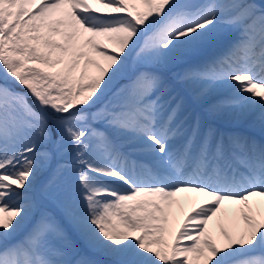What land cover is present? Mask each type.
Returning a JSON list of instances; mask_svg holds the SVG:
<instances>
[{
    "label": "snow or ice",
    "instance_id": "6c2138e0",
    "mask_svg": "<svg viewBox=\"0 0 264 264\" xmlns=\"http://www.w3.org/2000/svg\"><path fill=\"white\" fill-rule=\"evenodd\" d=\"M94 2L0 0V264H264V0Z\"/></svg>",
    "mask_w": 264,
    "mask_h": 264
},
{
    "label": "bare ground",
    "instance_id": "6f19581e",
    "mask_svg": "<svg viewBox=\"0 0 264 264\" xmlns=\"http://www.w3.org/2000/svg\"><path fill=\"white\" fill-rule=\"evenodd\" d=\"M93 8L97 9V14H107L108 11L102 5L97 4L94 0H86ZM112 15H122L120 13H113ZM53 39L57 40L56 37ZM83 39V38H81ZM179 201V204L175 205L172 209V224L173 227L176 228L183 221L184 216L190 212L192 206L202 200V197H197L192 193H181L176 198ZM259 201V198H254L253 200V211L255 212L256 203ZM241 205L236 204H228L227 202L223 206V210L221 213H218L216 217L209 222L208 228L210 233L213 236H219L220 224L223 222L229 227L232 231L236 226L240 228H244V221L240 218V209ZM246 211V210H245ZM264 218V217H258Z\"/></svg>",
    "mask_w": 264,
    "mask_h": 264
},
{
    "label": "rangeland",
    "instance_id": "374dc122",
    "mask_svg": "<svg viewBox=\"0 0 264 264\" xmlns=\"http://www.w3.org/2000/svg\"><path fill=\"white\" fill-rule=\"evenodd\" d=\"M142 10V9H141ZM107 11H108V9H107ZM57 38V41H60L61 40V38L60 37H56ZM97 39V42L98 43H100V44H102L103 45V47H105V48H107V49H109V50H113V45L112 44H109V43H107L106 42V40L104 39V38H96ZM62 42V41H61ZM83 42V39H81V43ZM85 52H87V53H89V55L91 56V58L92 59H94V60H98V61H100L101 63H104L103 62V60H102V58H100V57H98V56H96V54L95 53H93V52H91L90 51V49L89 48H84L83 49ZM81 65H83V61H81ZM60 68H63L64 67V65H60L59 66ZM90 72L91 73H95V69H90ZM224 127L225 128H227V127H229L228 125H224ZM240 130L241 131H247V129H246V127L245 126H243V125H241L240 126ZM221 226H223L224 228H226L229 232H231L232 230H230L228 227H226L225 225H223V224H220V226L219 227H221ZM179 228V227H178ZM169 240H171V236H169V237H167ZM213 238L214 239H216V240H220L221 238H219V237H214L213 236ZM181 243L183 244V243H190V241H181Z\"/></svg>",
    "mask_w": 264,
    "mask_h": 264
}]
</instances>
